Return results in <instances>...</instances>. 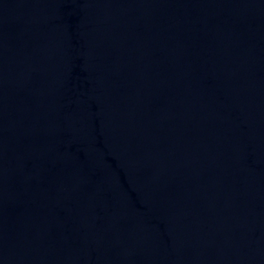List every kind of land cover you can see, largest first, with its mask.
I'll return each mask as SVG.
<instances>
[{"label": "water", "instance_id": "obj_1", "mask_svg": "<svg viewBox=\"0 0 264 264\" xmlns=\"http://www.w3.org/2000/svg\"><path fill=\"white\" fill-rule=\"evenodd\" d=\"M0 264H264V0H0Z\"/></svg>", "mask_w": 264, "mask_h": 264}]
</instances>
